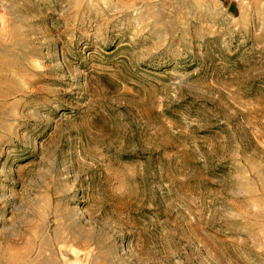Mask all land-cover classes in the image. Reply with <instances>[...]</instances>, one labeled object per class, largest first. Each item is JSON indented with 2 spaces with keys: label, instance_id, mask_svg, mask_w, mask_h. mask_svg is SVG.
I'll list each match as a JSON object with an SVG mask.
<instances>
[{
  "label": "rangeland",
  "instance_id": "374dc122",
  "mask_svg": "<svg viewBox=\"0 0 264 264\" xmlns=\"http://www.w3.org/2000/svg\"><path fill=\"white\" fill-rule=\"evenodd\" d=\"M0 264H264V2L0 0Z\"/></svg>",
  "mask_w": 264,
  "mask_h": 264
},
{
  "label": "crops",
  "instance_id": "0c3cea01",
  "mask_svg": "<svg viewBox=\"0 0 264 264\" xmlns=\"http://www.w3.org/2000/svg\"><path fill=\"white\" fill-rule=\"evenodd\" d=\"M238 1V0H237ZM256 1H262V2H264V0H256Z\"/></svg>",
  "mask_w": 264,
  "mask_h": 264
}]
</instances>
